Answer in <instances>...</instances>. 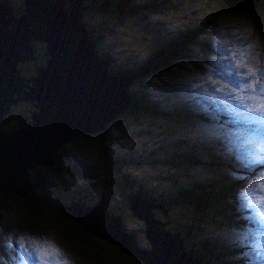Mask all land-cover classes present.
Returning <instances> with one entry per match:
<instances>
[{
    "label": "rangeland",
    "instance_id": "374dc122",
    "mask_svg": "<svg viewBox=\"0 0 264 264\" xmlns=\"http://www.w3.org/2000/svg\"><path fill=\"white\" fill-rule=\"evenodd\" d=\"M136 1L139 5L133 6V0H126L120 10L125 14L119 17L106 15L105 19H101L96 13H89L88 16L83 14L90 23L91 35L99 33L102 46L110 48V54L124 66L138 63L160 44L165 35L173 34L186 25L204 23L202 32H196L197 44L191 45L184 54L174 56L169 70L149 76L145 86L140 85L142 81H133L134 75L126 82L125 89H143L150 99L156 101L159 111L162 112L164 108L165 111L157 112L158 116L161 115L158 118H138L135 113L115 115L109 125L111 127L107 138L102 139V143L95 137H79V142L68 147V156L60 162L58 170L45 167L39 169L41 165H38L43 186L37 190L55 208L64 200L68 201L65 199V196H69L65 192L67 191L89 213L101 210L120 217L116 212L120 211L123 221L129 229L134 230L136 240L143 248H146L144 241L150 239L149 235H154L153 240H157V246L146 255L154 264H193L194 255L183 251L178 233L171 234L161 229L165 224H175L174 219L182 217L184 211L177 208L173 220L157 221L153 218L155 214L151 213L154 205L147 204L141 198L133 199L134 207H129L132 213L129 209L127 211L120 204L119 191L124 185L118 179L121 176L119 171L130 172L145 185L167 191L172 184L165 178L170 174L181 173V170L177 172L175 167L166 164L167 157L174 153V147L183 139L216 145L215 153L224 162L218 168V173L228 179L231 188L224 197L232 198L231 205L237 206L243 218L238 231L230 235L231 246H240L238 235L241 227H244V234L251 238L254 228L244 225L246 218L242 210L241 195L257 175L263 172L264 164L256 167L255 171L250 170L237 152L233 138L236 128L229 127L228 118L237 122L257 115L245 96L256 90L259 94L260 82L264 80L262 0H229L231 3L241 1L239 3L246 4L243 6L249 5L251 11L247 14H242L240 10L223 9L220 1L215 4L213 0ZM155 2H159L162 8L150 7ZM0 3L7 4L17 14L23 12L22 0H12V4L0 0ZM79 5L84 6L81 3ZM83 9L84 7L80 11ZM259 29L261 32L258 33ZM38 42L33 40L35 44ZM201 42L206 44V50L198 47ZM207 104L218 107L220 114H216V119L198 116L204 112L201 110ZM174 106L186 108L192 120L183 117L167 119L171 115L169 109ZM249 124H253L254 129L258 127L254 122L242 126L247 128ZM185 172L179 174V182H187V179L194 177H211L201 166H188ZM14 195L16 193L11 191L2 195V199H12ZM124 203L128 207V202ZM167 209L161 206L160 212L164 214ZM47 211L50 215L53 212V216H59L61 223L56 222L55 226L49 222L52 219L50 216L47 219L32 218L24 209L19 210L11 203L0 204V264H135L130 254L119 251L114 244L105 241L100 243L107 248L103 251V256L99 255L100 249L93 248L92 252L79 243L75 244L77 237L67 221L69 216H62L49 205ZM204 225L206 235L221 237L224 234L220 226L212 229L206 226L208 224ZM58 228L70 235V238L67 236L69 241L64 239L67 237L61 236ZM93 236L100 240L96 235ZM44 246L51 247V260L46 259ZM172 246L181 254L182 262L176 255L177 251L175 254L172 252ZM107 251H111V254L106 255Z\"/></svg>",
    "mask_w": 264,
    "mask_h": 264
},
{
    "label": "water",
    "instance_id": "95a60500",
    "mask_svg": "<svg viewBox=\"0 0 264 264\" xmlns=\"http://www.w3.org/2000/svg\"><path fill=\"white\" fill-rule=\"evenodd\" d=\"M23 1L25 14L20 16L0 4V120L18 100L35 101L31 104L37 108L17 129L0 130V192L20 196L27 195L34 183L28 177L29 169L55 164L63 142L103 129L107 120L128 105L125 85L135 73L122 77L108 73L105 67L110 69L107 62L112 60L107 54L98 57L86 39L79 20L85 5H79L80 0ZM239 2L232 3L246 5ZM64 4L67 14L61 7ZM33 40L44 44L46 58L35 74L26 76L18 64L34 58ZM133 199H128L131 209ZM59 209L119 251L140 256L135 237L120 229L118 215L101 210L89 213L75 200Z\"/></svg>",
    "mask_w": 264,
    "mask_h": 264
},
{
    "label": "trees",
    "instance_id": "16d2710c",
    "mask_svg": "<svg viewBox=\"0 0 264 264\" xmlns=\"http://www.w3.org/2000/svg\"><path fill=\"white\" fill-rule=\"evenodd\" d=\"M5 1H7L9 4H12V0ZM102 1L108 2V7L106 10L98 9V4ZM125 1L126 0H86L83 4L88 6L85 9L84 14L88 16L89 13H96L101 19H105L107 17L106 15L119 17L125 14V12L120 11L123 8ZM219 1L223 4V9L240 10L242 11V14H247L251 11L249 5L238 6L236 4L230 3L229 0H213L215 4H218ZM132 5L137 6L139 5V2L133 0ZM261 5L264 10V0H262ZM150 7H153L154 9L162 8V5L159 2H155L152 3ZM113 8L115 9L114 11L112 10ZM14 12L16 14L18 13L16 10H14ZM114 13L115 15H113ZM197 23L198 22L191 25H186L176 30L173 34L165 35L160 44H157L154 48L152 47L153 49L149 51L146 56L135 65L124 66V64L120 63V60L115 61V63L113 61H108L107 63L110 69L107 68V71L115 77H122L135 72L133 74V81H142V84L140 85L145 86L147 81L146 79L149 76L169 70L173 63L174 56L180 53L184 54L183 52L190 48L191 45L197 44L195 42L196 32H202L204 26V23ZM89 25L90 23L87 22V30H89ZM256 25L260 28L259 24ZM259 32H261V29H259L258 33ZM255 35H257V33ZM89 36L93 40V47H97L102 58H105V54H107L110 59L114 60V57L110 54V48L102 46L99 33L91 35L90 32ZM41 45V42L35 44L32 41V49L36 58L33 60H25L22 63H19V67L21 68L23 74H33L36 67L44 62L46 55L43 51V45ZM184 47L186 49H183ZM198 47L206 50V44L203 45L202 42L198 43ZM126 90L129 95L128 105L125 108L119 110L115 115H119L120 113H124V115H133L135 113L138 118L147 116H154L158 118L161 117V115L158 116L157 112L162 113L165 111L164 108L163 111L160 112L156 106V101L152 98L150 99L148 93H146L143 89L133 87ZM30 109H33V106L26 100H18L14 103H11L8 106L7 111L4 113V116L7 119L0 120V130L3 128L8 129L9 122L14 125V128L24 123L30 116ZM214 109L216 113L213 116ZM153 111H155V113H153ZM169 111L171 112V115L167 119L171 117H183L187 118L188 120H192L189 112L184 107L174 106L172 109H169ZM201 111L204 112L198 114V116L216 119L218 107H214L212 104H207V106H204ZM114 116L105 122L103 129H100L99 131L92 134H79L76 136V139L73 138L74 142H79V137L85 136V138L95 137L100 143H102V139L107 138L108 129L111 127L109 125L112 124ZM63 148H65V144H63ZM216 148V145L211 146L209 144H202L201 142L183 139L176 146V148H173L174 153L167 157L166 164L175 167L177 172L181 170V173H186L185 168L188 166H201L211 175V177H194L192 179H187V182H179L177 179L181 173H176L174 175L170 174L165 178L167 182H171L172 184V186H168L167 191L158 190L152 185H145L142 183V181H138L135 177H133L130 172L119 171L121 176L118 177V179L121 184L124 185V187L119 191L121 195L120 204L128 211V209L130 210L128 201L129 197L135 196L141 198L142 201L154 205L153 209H151V213L155 214V217L153 218H156L157 221L173 220L176 209L181 208L180 210L184 211L183 216L179 219H174L175 224H165V226H161V229L171 234L178 233V236L183 238V244L181 242V246L184 245L185 250H188L189 253L193 254L198 261L203 264H255L256 259L254 255V245L253 242H250L249 236L244 234V227H241L238 235L240 246L237 247L235 244H232L231 246L230 235L238 231L243 218L241 211L238 210L237 206L234 204L231 205L232 198L224 197V194L227 191H231V188L228 179L218 173V168L224 162L221 157L215 153ZM63 152L64 149H61L59 152V157L63 155ZM146 164L150 165L149 162H146ZM40 167H45L47 169L56 171L59 169L60 163L56 165L53 164L39 166V169ZM39 169L37 166L28 170V177L30 178L31 182L34 183L32 185L31 191L27 195H14L12 199L7 198L6 200L0 198V204L6 205V202L11 203L19 210L24 209L25 212L32 216V218L35 217L47 219L50 216L54 223L51 220L49 222L56 226V222L59 224L61 223V218L59 216H53V212L52 215H50V212L47 211L48 205L52 208V210L56 209L57 212L62 214L64 217H66L65 215L67 214L59 209V206L63 205V202L59 204V206H56L57 208H55L48 201V199L40 194L39 190H37L39 187L43 186L41 180L42 176L39 172ZM9 192L10 191L0 192V194L4 196ZM65 192L69 195L65 196V199H71L72 196L67 191ZM125 201L128 202V207L126 206V203H124ZM161 206L168 208L164 214L160 212ZM103 208L105 209L106 206H103ZM130 212L132 213L131 210ZM120 218L122 221V223H120V229L129 232L135 237L133 242L137 246L136 251L139 252L138 254H140V256L131 253L133 259L137 260H134V263L154 264L153 260L146 256L148 253L153 252L157 246V240H153L154 235H149L150 239L148 238L147 241H144L146 248H143L142 245L137 242L134 230L128 228V225H126L123 221V216H120ZM68 219L67 221L70 222V225L75 232V236L77 237L74 243L77 245L79 243L84 249H88L92 252L93 248L100 249L101 253H99V255L103 256V251L107 248H105V244L102 246L100 243L104 240H98L95 236H93L94 234L89 231L90 229L87 230L81 226L70 215ZM204 224H208L206 226L212 229L214 227L220 226L224 230V234L221 235V237L219 235H206L204 232ZM58 231L61 233V236H68L70 238L69 234L62 232L59 228ZM68 237L64 239L69 241ZM91 238L96 239L93 241ZM128 241L132 243L131 238H129ZM1 243L2 240L0 239V245ZM105 254L110 255L111 251H107ZM116 254L122 255L120 253ZM6 256L9 257V255ZM102 259L103 258H101L100 262H102Z\"/></svg>",
    "mask_w": 264,
    "mask_h": 264
},
{
    "label": "flooded vegetation",
    "instance_id": "af4514ba",
    "mask_svg": "<svg viewBox=\"0 0 264 264\" xmlns=\"http://www.w3.org/2000/svg\"><path fill=\"white\" fill-rule=\"evenodd\" d=\"M64 1V0H63ZM67 1V3H69V0H66ZM86 1V0H85ZM83 4L81 1L79 2V4ZM99 4H102V3H99ZM83 5H85V4H83ZM87 6L88 5H85L84 6V9L82 10V14H84V12H85V9L87 8ZM63 9L65 8V7H67V5H62L61 6ZM79 20L82 22V28L84 29V30H87V28H86V24H87V22H89L87 19H85V17L83 16V15H79ZM30 25V24H29ZM86 39L88 40V41H91L92 42V46H93V40L90 38V36H89V33H88V31L86 32ZM39 41V40H38ZM39 42H41V41H39ZM42 43V42H41ZM32 44V43H31ZM42 45H43V48H44V50H45V47H44V44L42 43ZM41 45V46H42ZM93 49H94V51H95V53L97 54V56L98 57H100V58H102V56H101V54L99 53V51H98V49H97V47H93ZM43 50V51H44ZM33 55H34V53H33ZM36 57H35V55H34V58L33 59H35ZM46 58V57H45ZM44 58V59H45ZM32 59V60H33ZM103 59V58H102ZM112 60V59H111ZM115 61H117L116 59H114L113 60V62L115 63ZM18 66H19V64H18ZM105 69L107 70V67H105ZM21 72H22V70H21ZM109 73V72H108ZM23 74V73H22ZM33 74H35V72L33 73ZM33 74H30V75H26V74H23V75H26V76H32ZM110 74V73H109ZM111 75V74H110ZM111 76H113V75H111ZM115 77V76H114ZM28 85H31V82L29 81L28 82ZM21 87L23 88V89H26V90H28V87L27 86H23V85H21ZM14 94H16V93H14ZM24 101V100H23ZM26 101H28L30 104L31 103H33V102H35V101H31V100H26ZM32 106H33V109H30V112H32L33 110H37V108L32 104ZM31 114V113H30ZM7 118L3 115V117H2V119L1 120H6ZM9 128L8 129H6V128H3L2 130H5V131H7V132H11V131H13V130H15V129H17L19 126H21V125H23V123L22 124H20V125H18L16 128H14V125H12L10 122H9ZM77 138V137H76ZM75 138V139H76ZM63 144H65V148H63ZM63 144H62V146L59 148V150H58V157H57V159H56V163H55V165L56 164H59L60 162H62L63 160H65L66 158H67V156H68V147L69 146H72L73 144H76L75 142H74V139L73 140H70V141H67V142H63ZM61 149H64V152H63V155L61 156V157H59V152H60V150ZM41 166H45V165H41ZM35 168V167H34ZM34 186H35V184H34ZM32 188V187H31ZM31 191V190H30ZM14 193V192H13ZM17 195V194H16ZM132 197V196H131ZM0 198H2V195L0 194ZM132 198H138V197H135V196H133ZM72 200H74V199H68V201L67 200H64V202L62 203V204H65V203H69L70 201H72ZM79 204H81V202H78ZM147 204H151V203H147ZM91 207H96V206H91ZM118 214H119V216H122L121 215V213H120V211H118ZM181 238V242H182V240H183V238L182 237H180ZM106 242V241H105ZM149 242V241H148ZM182 244H183V242H182ZM182 249H183V251L184 252H187V253H189L188 252V250L186 251L185 250V248H184V245H182ZM123 253H125V254H127L126 252H123ZM135 260V259H134ZM135 261H137V260H135Z\"/></svg>",
    "mask_w": 264,
    "mask_h": 264
},
{
    "label": "bare ground",
    "instance_id": "6f19581e",
    "mask_svg": "<svg viewBox=\"0 0 264 264\" xmlns=\"http://www.w3.org/2000/svg\"><path fill=\"white\" fill-rule=\"evenodd\" d=\"M80 1H82V3L83 2H85V0H80ZM79 1V2H80ZM22 2H23V5H24V11L22 12L23 14H25V3H24V1L22 0ZM1 4V3H0ZM3 4V6L4 7H6L7 9H9L10 11H11V13L10 14H14V15H17V16H20L21 14H16L15 12H14V10L12 9V8H10L7 4H5V3H2ZM65 5V4H64ZM98 7L100 8V9H103V10H106L107 8L106 7H104L102 4H98ZM67 11H68V9H66V7H65V10H64V14H67ZM80 14H82L81 13V11H80ZM210 18V17H209ZM206 20V19H205ZM211 26V25H210ZM210 30V29H209ZM86 32L87 31H89V30H85ZM89 35H90V32H89ZM242 41V40H241ZM225 113V112H224ZM86 135V134H85ZM71 159V158H70ZM79 189V188H78ZM90 200V199H89ZM94 235H96V234H94ZM97 236V235H96ZM98 237V236H97ZM40 247V246H39ZM43 247V246H42ZM45 247V256H46V259L47 258H49L50 260L52 259V257H51V255L49 254V250H50V248L51 247H48V246H44ZM176 251H177V253H176ZM172 252L175 254L176 253V255L179 257V260H181L182 259V256H181V254L179 253V251L174 247V246H172ZM34 253V252H33ZM56 254V253H55ZM35 255V254H34ZM42 255V254H41ZM62 255V254H61ZM131 255V254H130ZM43 256V255H42ZM41 256V257H42ZM38 257V256H37ZM54 260V259H53ZM63 260V259H62ZM193 261H194V263L193 264H203V263H201L200 261H198L195 257H194V259H193ZM195 261H197V262H195ZM47 262H49V261H47ZM57 262V261H56ZM44 263V262H43ZM50 264H55V262L54 263H51V262H49ZM48 263V264H49ZM35 264V263H34ZM61 264V263H60Z\"/></svg>",
    "mask_w": 264,
    "mask_h": 264
},
{
    "label": "crops",
    "instance_id": "0c3cea01",
    "mask_svg": "<svg viewBox=\"0 0 264 264\" xmlns=\"http://www.w3.org/2000/svg\"><path fill=\"white\" fill-rule=\"evenodd\" d=\"M103 5H105V6H108V2L107 1H102L101 2Z\"/></svg>",
    "mask_w": 264,
    "mask_h": 264
}]
</instances>
